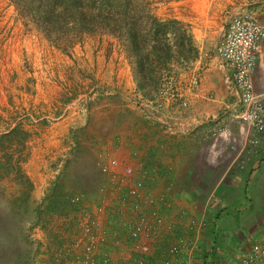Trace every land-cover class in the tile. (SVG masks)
Masks as SVG:
<instances>
[{"label":"crops","instance_id":"obj_1","mask_svg":"<svg viewBox=\"0 0 264 264\" xmlns=\"http://www.w3.org/2000/svg\"><path fill=\"white\" fill-rule=\"evenodd\" d=\"M244 9L264 19V0L236 2L232 14ZM225 76L216 52L200 55L178 75L175 94L147 98L162 102L161 109L142 114L132 107L113 129L106 125L81 158L80 186L72 190L82 196L77 218L66 215L63 232L36 238L29 264H88L91 258L99 264H108L107 258L109 264H174L176 247L184 264H239L263 241L264 137L257 152L246 150L239 97ZM253 79L264 97V59ZM239 158L243 167L236 166ZM114 159L133 172L113 168ZM48 188H35L31 203L59 205ZM8 224L16 245L12 264L19 258L24 264V223L16 215ZM6 257L0 252V264Z\"/></svg>","mask_w":264,"mask_h":264},{"label":"rangeland","instance_id":"obj_2","mask_svg":"<svg viewBox=\"0 0 264 264\" xmlns=\"http://www.w3.org/2000/svg\"><path fill=\"white\" fill-rule=\"evenodd\" d=\"M139 1L148 16L162 18L165 43L173 47L170 69L162 73L160 92L166 94L177 92L178 75L191 61L180 59L183 40L187 44L190 37H197L195 50L187 45L193 58L212 56L235 14L232 7L241 2ZM147 24L151 29L149 19ZM132 49L127 39L98 32L83 34L74 48L63 51L50 43L12 0H0V252L7 255L4 264L16 260L12 225L8 224L11 218L17 215L24 223L23 260L29 264L36 238L63 232L61 219L71 214L77 218L80 212L76 205L82 196L72 190L80 186L77 174L88 145L106 125L113 129L127 117L132 107L145 111L135 103L137 95L131 91L132 83L137 85L140 77ZM119 107L126 112H119ZM117 162L112 167L123 169ZM48 187L60 198L59 205L50 208L31 203L30 193L35 188L43 191ZM18 192L24 196L17 198ZM75 197L79 201H73Z\"/></svg>","mask_w":264,"mask_h":264},{"label":"trees","instance_id":"obj_3","mask_svg":"<svg viewBox=\"0 0 264 264\" xmlns=\"http://www.w3.org/2000/svg\"><path fill=\"white\" fill-rule=\"evenodd\" d=\"M20 13L39 27L55 47L68 51L85 33L108 32L127 39L136 57L138 90L153 99L161 90L162 73L170 69L173 47L165 43L167 31L162 18L148 16L139 0H12ZM152 24L148 28L147 20ZM176 23H179L176 21ZM179 47L182 61L194 59L187 45L194 49L193 37ZM159 74V76H150ZM161 75V76H160Z\"/></svg>","mask_w":264,"mask_h":264},{"label":"built area","instance_id":"obj_4","mask_svg":"<svg viewBox=\"0 0 264 264\" xmlns=\"http://www.w3.org/2000/svg\"><path fill=\"white\" fill-rule=\"evenodd\" d=\"M241 1L247 3L250 0ZM216 54L226 67L227 84L239 97L237 118L243 124L246 150L255 153L261 148L264 137V97L255 91L253 79L260 60L264 59V19L251 9L235 12L217 44ZM194 81L197 84L199 77L195 76ZM159 93L158 97L166 94L164 91ZM142 94L139 90L136 92L135 103L139 107H143L147 112H150L151 107L162 108V102L147 100ZM169 129H172V126H169ZM244 164L245 160L241 158L236 161L237 167H243ZM112 165L117 166L118 162L114 160ZM102 168L107 170L103 165ZM122 170L126 174L133 172L129 167H124ZM79 199L75 197L73 201ZM172 253L175 256L174 264H184L180 258L179 247L174 248ZM105 262L109 264L110 259H105ZM88 264H99V262L91 258ZM239 264H264V240L247 251Z\"/></svg>","mask_w":264,"mask_h":264}]
</instances>
